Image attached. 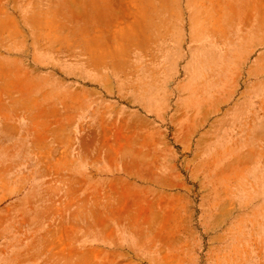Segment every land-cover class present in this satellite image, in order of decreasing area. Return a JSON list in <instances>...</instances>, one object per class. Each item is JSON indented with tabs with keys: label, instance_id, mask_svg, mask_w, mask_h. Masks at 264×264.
Listing matches in <instances>:
<instances>
[{
	"label": "rangeland",
	"instance_id": "obj_1",
	"mask_svg": "<svg viewBox=\"0 0 264 264\" xmlns=\"http://www.w3.org/2000/svg\"><path fill=\"white\" fill-rule=\"evenodd\" d=\"M91 1L0 0V264H264V0Z\"/></svg>",
	"mask_w": 264,
	"mask_h": 264
},
{
	"label": "crops",
	"instance_id": "obj_2",
	"mask_svg": "<svg viewBox=\"0 0 264 264\" xmlns=\"http://www.w3.org/2000/svg\"><path fill=\"white\" fill-rule=\"evenodd\" d=\"M183 0H92V4H98L105 9L82 11L78 14L84 17L96 16H121L124 5H130L128 16L139 18H180L181 2ZM192 1V0H188ZM81 11V10H80ZM100 12V13H97ZM126 15V14H123Z\"/></svg>",
	"mask_w": 264,
	"mask_h": 264
}]
</instances>
